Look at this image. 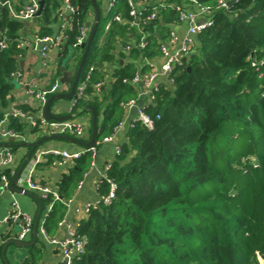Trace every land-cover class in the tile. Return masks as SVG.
Returning a JSON list of instances; mask_svg holds the SVG:
<instances>
[{
  "label": "trees",
  "instance_id": "1",
  "mask_svg": "<svg viewBox=\"0 0 264 264\" xmlns=\"http://www.w3.org/2000/svg\"><path fill=\"white\" fill-rule=\"evenodd\" d=\"M195 1L214 11L212 24L196 34L187 59L174 64L171 81L161 82L144 107L152 127L135 121L129 128L102 184L105 194L115 183L114 197L81 221L83 252L72 264H264V0H235L227 9H216L217 0ZM70 2L74 12L63 15L70 24L59 42L64 52L94 11L91 0ZM183 3L164 0L133 16L127 0H114L108 13L100 14L80 76L83 80L93 65L84 89L90 99L77 100L78 106L93 105L98 116L107 107L96 139L113 131L122 120L123 105L136 93L131 63L115 67L109 87L96 85L119 39L125 45L133 38L130 55H140L144 67H151L161 58L170 25L179 20L176 7L182 9ZM153 10L155 18L147 19ZM61 11L62 0H44L41 14L33 18L39 28L34 24L29 30L39 36L50 33L51 19L56 21ZM115 13L120 20L110 22L96 45L97 33ZM22 29L24 21L0 5V36L12 39L0 49V120L7 116L8 128L19 133H24L25 120L6 111L15 85L10 74L22 52L13 39ZM141 39L143 47L138 46ZM15 108L26 115L36 111L25 103ZM21 144L20 139L0 141L13 152ZM90 160V151L82 152L60 180L58 198L51 193L41 198L42 209L52 202L42 223L47 234L57 228ZM1 175L13 178L8 166L0 167ZM7 238L0 233V257ZM24 264H38V257L32 255Z\"/></svg>",
  "mask_w": 264,
  "mask_h": 264
},
{
  "label": "crops",
  "instance_id": "2",
  "mask_svg": "<svg viewBox=\"0 0 264 264\" xmlns=\"http://www.w3.org/2000/svg\"><path fill=\"white\" fill-rule=\"evenodd\" d=\"M10 1L14 3L13 4L11 2L13 6L15 4L17 6L19 5L18 9H20L23 4L28 2V0ZM98 1L100 14L105 16L112 6V0ZM163 4L164 0H133V6L138 12L144 10L148 6L155 8ZM183 4L187 11H197L196 4L211 9L209 5L199 4L195 0L193 2L185 1ZM116 14L117 13L111 14L106 19L102 31H99L95 37L96 45H100L102 43L104 32L110 25V22L114 20V15ZM59 15L56 18V21L53 18L51 19L52 22L50 23L49 28L50 33L45 34L44 36L54 37L58 34L61 22ZM53 16L56 17L57 14L52 13V17ZM207 18V15L201 14L197 16V21ZM94 20L95 18L93 11L90 13L86 21L88 33L94 24ZM28 22L29 25L27 26L24 24V29L19 31V36L27 38L31 43H33V37L37 32L35 30L33 32L30 31L29 27L35 24V28L37 30V27L39 28V24L38 21L36 22L34 20ZM88 23L89 25H87ZM170 28L176 36V40L174 42L167 44V48L171 54H179L180 44L186 37H189L192 40L191 45L194 46L196 34L190 33V21L188 18H184L182 20L177 19V21L171 23ZM119 40L120 43H118L113 50L114 58L112 62L106 63V67L104 69L106 74L104 78L101 82L96 83V85H98L97 87H100V89L110 86L112 81L111 73L115 67L131 63L134 65L136 70L135 76L138 75V77H140L142 74L150 72L152 67L159 69L163 62V58H156L152 62V67L147 65L144 67L145 63L140 55L134 58L130 55L129 46L135 43L134 39L130 38L125 43V45L122 43L121 38ZM35 46L31 44V46L22 47V52L16 56L18 63L16 71L19 73V76L15 80L16 82L14 83L15 85L12 89V103L9 104L8 110L6 111V113L10 112L13 108H15L16 105L21 103H25L36 108V111L33 114H29L26 117H21L26 123L24 133H21L23 136L21 139L22 144L15 149L14 159L12 163L8 165V167L11 169L12 175L14 176L16 170L23 163L19 176L13 184L15 190L10 189L9 183L8 187L0 193V233H6L8 237L4 242V245L7 243L6 247L4 248L3 245L0 264H24L32 257V255H36L38 257V264H66L67 259L71 260L74 257L73 255H70L69 257L64 255L61 247L50 242L48 237L63 239L67 234L68 227L78 229L81 221L86 219L89 213L85 211V207L87 205H91L93 208L99 206L102 184L107 176L106 171L116 159L118 154L116 152V146H120L128 139L129 128L137 116V109L146 107V105L151 103L150 95L152 93L153 83L146 85L143 83V81H141V79L133 81L132 77L130 83L136 91L134 96V104L132 106L127 105L123 107V117L120 121V125H118V123V127H116V125L113 128V131L108 134L111 135L113 133L111 141L97 139L99 142L95 146V153L93 155L90 153L91 160L88 168L78 181V184L70 198L66 200V210L61 219L58 221L57 228L54 229L51 234L46 233V237L41 232V228L43 220L47 214V205L46 208L42 209L41 198H44V196L40 191L30 189L26 182H24L26 167L30 160L34 158V155L40 152H46L44 160L36 165L32 179L39 184L49 186L53 192L57 193V186L60 183L63 175L67 172L69 168L68 166H70V163L73 160L60 164L58 163L59 159L57 156L51 153V151L82 153L87 150V147L84 145L75 141L65 140L63 137L75 138L80 139L83 142H88L89 138H87L85 134L91 128L92 120L91 114L88 111H84L85 113L81 116H72V114L79 107L91 104L84 102V104L82 103L81 106H78L77 102L75 104L73 103L72 98H58L51 102L50 112L57 117H62L64 119L62 122L65 123L81 122V124L84 126L82 135L77 136L68 130H58V128L55 126L49 127L41 123H38V125L35 126L32 125V120H36L37 118L40 120L41 116L43 117V106L39 107L37 100L32 94L29 95V92L33 90L35 91L37 89L49 88L50 86L54 85L56 89L54 92L50 93L48 97L53 94L68 93L70 89V82L61 81V78L64 77L66 73V77L73 79L83 51L81 47H79V50L78 47L73 48L70 46L73 49V53L71 51L70 56L69 48L66 52H64V49H62L60 45L53 46L48 51V60L50 62L49 68L45 69L43 66V61L45 59L39 52V48L42 45L36 44ZM188 53L184 55H188ZM65 58H67L66 61H64ZM11 80L13 81L14 79ZM164 81H166V78L160 75L154 80L156 83ZM83 98L88 101L90 99L86 94ZM105 108L107 109V107H104L102 111ZM102 111L99 114L100 116ZM51 121L56 120L51 119ZM33 127H36L35 131L32 130ZM48 134H58L62 137L54 138L57 140H46L37 145L36 148L30 152L31 143ZM6 139L8 138L0 135V141H4ZM24 183L26 186H24ZM11 213H17L18 217L11 218ZM25 215L32 218V227L28 233H26L23 237H20L22 217ZM34 228L36 229L35 233L33 232ZM13 240H17L20 243L15 244L12 242ZM0 241L2 242V240Z\"/></svg>",
  "mask_w": 264,
  "mask_h": 264
},
{
  "label": "built area",
  "instance_id": "3",
  "mask_svg": "<svg viewBox=\"0 0 264 264\" xmlns=\"http://www.w3.org/2000/svg\"><path fill=\"white\" fill-rule=\"evenodd\" d=\"M114 0H112L113 3ZM193 2V0H183V2ZM235 0H217V6L216 9H227L228 6ZM128 5H129V14L133 16H138L140 15L141 11L138 12L135 7L133 6V0H127ZM0 5L6 6L8 9V12L12 18L21 20V21H31L33 18L36 16V12L39 8V0H28L27 3L23 4V6L20 9H16L13 4L11 3L10 0H0ZM197 5V11H187L185 7L181 9L180 6H177L176 8L179 11V19L182 20L184 18H188L190 21V28L189 31L191 34H197L199 31L203 30L207 26H210L212 24V16L214 14V11L210 10L209 8L205 6H200ZM74 12V7L71 4L70 0H62V11L60 12V17H61V22H60V27H59V32L56 36H39V35H34L33 37V43L30 42L29 39L23 38L22 36L16 37V47L22 48L25 46H35L36 44H41L42 46L39 48V52L41 53V56L45 59L43 61V66L45 69L49 68V60H48V51L51 49V47L59 45V42L61 38L64 37L63 35V30L69 26V19L67 17H64L65 15ZM205 14L208 16L207 19L197 21V16ZM64 15V16H63ZM155 18V11L153 10L148 16L147 19L152 20ZM114 20H120V15L116 14L114 15ZM88 35V30L86 27L81 28L80 35L76 38V42L72 45L73 48L80 47V44L86 39ZM176 40V36L174 32L170 31L169 34V39L164 42L161 46V58H163V62L160 66L159 69L151 68L150 72L142 74L140 77L138 75L133 77L134 80L141 79L144 84L150 85L153 83V88H152V93H151V101L154 98V93L158 91L160 83L154 82V80L157 78V76H163L166 78V81H171L169 78V75L172 71V68L176 62L181 61V56L184 54H187L189 52V48L191 45V39L189 37H186L180 44L179 48V54H171L167 48V44L174 42ZM12 41L11 38L7 37L6 35L2 34L0 36V49L5 48L8 43ZM144 41L141 39L139 42L138 46L143 47L144 46ZM36 47V46H35ZM128 48V47H127ZM93 69V65H90L88 68V73L85 75V78L83 80H79L77 84V88L75 91V95L77 96V99H73V103L75 104L77 100L80 97H84V89L86 87V81L89 78V73ZM19 73L14 70L10 74V78L14 79L13 81L16 82L15 80L18 78ZM28 89V88H27ZM56 87L54 85L50 86L49 88H42V89H37L29 92V95H33V97L37 100V103L40 106H43L45 103L48 95L52 92H54ZM29 91V90H28ZM134 99H130L126 104L123 105L125 106H132L134 104ZM10 113L17 115L19 117H26L27 115L24 114L20 109L18 108H13ZM7 116H4L0 120V135L4 136L6 138H12V139H22L23 136L21 133L14 131L13 129H9L7 124ZM135 121H140L142 122L145 126L148 128L152 127V119L150 118L149 115H147L144 111V107L138 108L137 109V116L132 122L131 126H133ZM38 123L47 125L49 127H59V123H62L63 127L61 130H68L75 135L79 136L82 135L84 131V126L81 124V122L78 123H68V122H58V121H51L47 120L44 117L41 116L40 120L37 118L36 120H32V125H38ZM120 125V122L119 124ZM118 125L116 127H118ZM113 137V133L108 136H104L101 138L103 141H111ZM100 140V141H101ZM99 141L96 139L95 140V145L92 147L87 148L88 151L93 155L95 153V146ZM116 152H120V146H116ZM46 152H40L36 155H34L29 164L26 167L25 170V176H24V182H26L27 186L30 189L40 191L44 197L47 196L48 193L52 194L53 199L58 198L57 193L53 192L52 189L49 186H45L42 184H39L35 181H33V172L35 170L36 165L44 160ZM54 155L57 156L59 159L58 163L62 164L66 161H71L74 159H77L80 157L81 153H67L65 151H51ZM14 159V152L10 149L9 146H4L0 145V167H5L8 166L12 163ZM10 183V180L6 177V175H1L0 176V193L5 190ZM116 189V185L114 182H110L109 190L107 193L100 195V203L103 204H109L112 198L114 197V192ZM52 207V202H49L47 204L46 208V213L51 209ZM93 207L91 205H87L85 207V211L89 212L90 209ZM18 214L17 213H11V218H17ZM6 221V219H5ZM21 229H20V237H23L26 233H28L31 230L32 227V218L25 215L22 217V223H21ZM41 232L43 233L44 236L47 237L46 232L44 228H41ZM48 240L52 242L53 244H57L61 247L62 252L64 255L69 257L70 255H78L83 252V246H84V241L85 237L82 236L79 232L78 229L68 227L67 228V234L63 239H56V238H49ZM66 264H72V259L71 260H66Z\"/></svg>",
  "mask_w": 264,
  "mask_h": 264
},
{
  "label": "water",
  "instance_id": "4",
  "mask_svg": "<svg viewBox=\"0 0 264 264\" xmlns=\"http://www.w3.org/2000/svg\"><path fill=\"white\" fill-rule=\"evenodd\" d=\"M92 3H93V7H94V24L93 26L91 27V29L89 30V33L86 37V39L80 44V47L83 49L82 51V54H81V58H80V61L78 63V66H77V69H76V72L74 74V77L73 79H69L68 77H66V73H65V76L61 78V81H68L70 82V89L68 91V93H64V94H53L51 95L50 97H48V99H46L45 103L43 104V117L47 120H56L58 122H61L63 121L64 119L62 117H57L55 115H53L51 112H50V104L53 100L55 99H58V98H73V99H77V96L75 95V91H76V88H77V84L80 80V76H81V71H82V68L84 66V63H85V59L87 57V54H88V51H89V48H90V45L94 39V36H95V33H96V29H97V24H98V20H99V15H100V11H99V7L96 3V0H91ZM232 1V0H231ZM43 4H44V0H39V8L36 12V16H39L42 12V7H43ZM160 23H163V21L161 20ZM25 25H29V22L28 21H25L24 22ZM89 25V23L87 24ZM181 61H185L187 59V55H183L181 56ZM189 69V67H187ZM15 83V82H13ZM84 111H88L90 112L91 114V128L88 132H86V137L89 138V141L88 142H83L81 141L80 139H75V138H69V137H63L64 139L68 140V141H75L79 144H82L84 145L85 147L89 148V147H92L95 145V140H96V135H97V130H98V127L99 125L101 124V117L102 115L105 113L106 111V108L102 111L101 113V116L97 115V112H96V109L94 106H91V105H84L82 107H79L73 114L72 116L75 117L77 116L78 114L84 112ZM63 127L62 123H59V127H58V130H60L61 128ZM61 138L62 136L61 135H58V134H48V135H44L42 138H40L39 140L31 143V149H30V152L33 151L37 145H39L40 143L46 141V140H49V139H54V138ZM29 152V153H30ZM23 164V163H22ZM20 165L19 168L16 170L11 182H10V189L12 190H15L13 184L15 183L17 177L19 176V173L21 171V168L23 165ZM33 232L35 233L36 232V229L34 228ZM13 243L15 244H19L20 242L17 241V240H13L12 241ZM23 244V243H21ZM7 243H5L4 245V248L6 247Z\"/></svg>",
  "mask_w": 264,
  "mask_h": 264
},
{
  "label": "rangeland",
  "instance_id": "5",
  "mask_svg": "<svg viewBox=\"0 0 264 264\" xmlns=\"http://www.w3.org/2000/svg\"><path fill=\"white\" fill-rule=\"evenodd\" d=\"M32 21H33V20H32ZM68 48H69V50H70V51H69V52H70L69 55L71 56V51H72V53H73V49H72L70 46H69ZM68 58H69V57H68ZM66 59H67V58H65L64 61H66ZM84 113H85V112H82V113L78 114L77 116H81V115L84 114ZM62 139H63V138H62ZM52 140H57V139H52ZM63 140H64V139H63ZM65 140H66V139H65ZM24 186H26L25 183H24Z\"/></svg>",
  "mask_w": 264,
  "mask_h": 264
}]
</instances>
